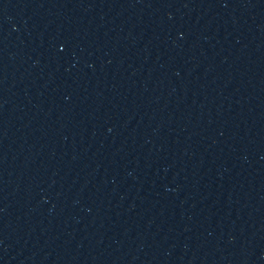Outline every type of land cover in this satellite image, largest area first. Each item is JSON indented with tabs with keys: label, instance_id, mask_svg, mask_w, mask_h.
Here are the masks:
<instances>
[{
	"label": "water",
	"instance_id": "obj_1",
	"mask_svg": "<svg viewBox=\"0 0 264 264\" xmlns=\"http://www.w3.org/2000/svg\"><path fill=\"white\" fill-rule=\"evenodd\" d=\"M0 264H264V0H0Z\"/></svg>",
	"mask_w": 264,
	"mask_h": 264
}]
</instances>
